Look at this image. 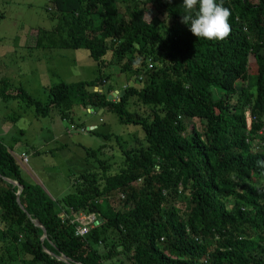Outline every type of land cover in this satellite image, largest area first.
Returning <instances> with one entry per match:
<instances>
[{
  "label": "trees",
  "instance_id": "1",
  "mask_svg": "<svg viewBox=\"0 0 264 264\" xmlns=\"http://www.w3.org/2000/svg\"><path fill=\"white\" fill-rule=\"evenodd\" d=\"M50 3L34 47L85 49L96 74L48 86L45 102L0 78V98L35 118L112 113L141 142L116 136L117 168L98 160L53 200L0 139V264H264V0H222L223 40L194 37L181 0ZM79 213L97 217L85 235Z\"/></svg>",
  "mask_w": 264,
  "mask_h": 264
},
{
  "label": "rangeland",
  "instance_id": "2",
  "mask_svg": "<svg viewBox=\"0 0 264 264\" xmlns=\"http://www.w3.org/2000/svg\"><path fill=\"white\" fill-rule=\"evenodd\" d=\"M51 7L50 0H0V78H8L12 85L21 86L43 102L48 86L61 80H89L96 74V64L85 49L34 47L37 30L51 29L55 24L48 17ZM125 80L124 74L115 75L109 84L117 82L120 90ZM25 105L0 98V138L8 147L13 138L19 139V149H11L14 158L19 161L20 153L27 152L28 162L22 169L53 200L71 192L76 177L97 168L98 160L117 168L121 157L116 136L129 146L141 142V130L120 123L112 113H93L74 105L69 118L62 119L55 108L46 117L35 118ZM90 127L96 131H87ZM105 134L111 135L104 138ZM86 150H95V156H87ZM105 264L127 262L111 259Z\"/></svg>",
  "mask_w": 264,
  "mask_h": 264
},
{
  "label": "clouds",
  "instance_id": "3",
  "mask_svg": "<svg viewBox=\"0 0 264 264\" xmlns=\"http://www.w3.org/2000/svg\"><path fill=\"white\" fill-rule=\"evenodd\" d=\"M185 9L183 23L197 39L223 40L230 32V11L222 0H181Z\"/></svg>",
  "mask_w": 264,
  "mask_h": 264
},
{
  "label": "built area",
  "instance_id": "4",
  "mask_svg": "<svg viewBox=\"0 0 264 264\" xmlns=\"http://www.w3.org/2000/svg\"><path fill=\"white\" fill-rule=\"evenodd\" d=\"M19 165L22 166V164L27 162V157L22 156L18 157ZM97 219L96 215L94 213L89 214H78L77 220L79 221V225L76 226V233L79 235H85L88 232L89 225L93 223Z\"/></svg>",
  "mask_w": 264,
  "mask_h": 264
},
{
  "label": "water",
  "instance_id": "5",
  "mask_svg": "<svg viewBox=\"0 0 264 264\" xmlns=\"http://www.w3.org/2000/svg\"><path fill=\"white\" fill-rule=\"evenodd\" d=\"M123 94V90H121L120 92H119V95L121 96ZM113 95H116V92H114L113 93ZM108 98H110V96H108ZM92 129V128H91ZM4 180L5 181H7V182H9V183H12L13 185H16V186H18V188H19V190L16 192V198H17V201H18V203H19V199H18V196H19V193H20V190H21V188H22V186L21 185H19L16 181H13V180H11V179H8V178H5L4 177ZM19 205H20V203H19ZM21 207V206H20ZM34 223H35V225H37L38 227H41L42 228V230H43V236H42V238H45L46 237V234H45V229L41 226V224L37 221V220H34ZM59 260H62V261H64V262H69V259L66 257V256H58L57 257ZM69 264H71V263H69ZM73 264V263H72Z\"/></svg>",
  "mask_w": 264,
  "mask_h": 264
},
{
  "label": "crops",
  "instance_id": "6",
  "mask_svg": "<svg viewBox=\"0 0 264 264\" xmlns=\"http://www.w3.org/2000/svg\"><path fill=\"white\" fill-rule=\"evenodd\" d=\"M1 139V138H0ZM19 142H16L15 144H13V146L11 147V149L13 150L14 148H16V149H19L18 148V144ZM37 151V150H36ZM32 152V151H31ZM38 152V151H37ZM34 153H36L35 151L32 153V154H34ZM20 155H22V156H27L28 157V154H27V152L25 151V152H21L20 153ZM27 162H28V159H27ZM20 167L21 168H23V164H22V166L20 165ZM24 169V168H23ZM24 172H25V174L26 175H29L25 170H23Z\"/></svg>",
  "mask_w": 264,
  "mask_h": 264
}]
</instances>
